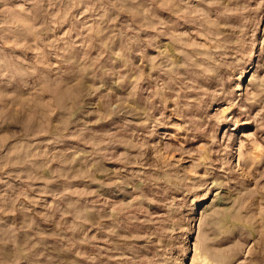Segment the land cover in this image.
I'll list each match as a JSON object with an SVG mask.
<instances>
[{"label": "rangeland", "instance_id": "374dc122", "mask_svg": "<svg viewBox=\"0 0 264 264\" xmlns=\"http://www.w3.org/2000/svg\"><path fill=\"white\" fill-rule=\"evenodd\" d=\"M0 264H264V0H0Z\"/></svg>", "mask_w": 264, "mask_h": 264}, {"label": "bare ground", "instance_id": "6f19581e", "mask_svg": "<svg viewBox=\"0 0 264 264\" xmlns=\"http://www.w3.org/2000/svg\"><path fill=\"white\" fill-rule=\"evenodd\" d=\"M228 219V218H227Z\"/></svg>", "mask_w": 264, "mask_h": 264}]
</instances>
